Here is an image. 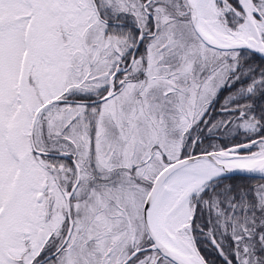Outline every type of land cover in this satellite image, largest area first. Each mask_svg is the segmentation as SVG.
<instances>
[{"label": "snow or ice", "instance_id": "1", "mask_svg": "<svg viewBox=\"0 0 264 264\" xmlns=\"http://www.w3.org/2000/svg\"><path fill=\"white\" fill-rule=\"evenodd\" d=\"M0 264H264V0H0Z\"/></svg>", "mask_w": 264, "mask_h": 264}, {"label": "trees", "instance_id": "2", "mask_svg": "<svg viewBox=\"0 0 264 264\" xmlns=\"http://www.w3.org/2000/svg\"><path fill=\"white\" fill-rule=\"evenodd\" d=\"M205 254H207V253H205Z\"/></svg>", "mask_w": 264, "mask_h": 264}]
</instances>
